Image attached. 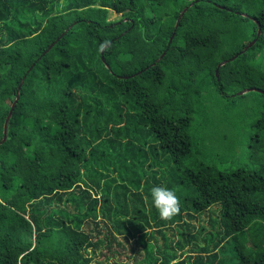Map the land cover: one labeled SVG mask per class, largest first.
<instances>
[{"label":"trees","instance_id":"trees-1","mask_svg":"<svg viewBox=\"0 0 264 264\" xmlns=\"http://www.w3.org/2000/svg\"><path fill=\"white\" fill-rule=\"evenodd\" d=\"M72 261L264 262V0H0V264Z\"/></svg>","mask_w":264,"mask_h":264},{"label":"clouds","instance_id":"clouds-1","mask_svg":"<svg viewBox=\"0 0 264 264\" xmlns=\"http://www.w3.org/2000/svg\"><path fill=\"white\" fill-rule=\"evenodd\" d=\"M153 206L156 208L161 219L170 220L179 214L180 203L174 190L164 186L154 185L150 189Z\"/></svg>","mask_w":264,"mask_h":264},{"label":"rangeland","instance_id":"rangeland-1","mask_svg":"<svg viewBox=\"0 0 264 264\" xmlns=\"http://www.w3.org/2000/svg\"><path fill=\"white\" fill-rule=\"evenodd\" d=\"M245 10L249 11V9H245ZM120 16H121L120 13H117V12L112 11V10L108 14V17L111 20L112 19H117ZM249 133H250L249 131H246V135L247 136L250 135ZM243 142L245 143L246 139H244ZM214 213H215V218H216L218 216V214H219V210H215ZM207 220H208V217H206V220H205L206 223H207ZM232 222H233V227L235 229H241V228H243V227H245L247 225V221L242 216H239V215L235 216V218L233 219ZM231 241H232V239H229L228 241L225 242V247L224 248L222 247V249L218 253L219 254V258L223 257L227 261V260H230L231 258H233L235 256L236 253L234 252V247H233ZM78 261L81 262L79 259H78ZM76 262L77 261H72L69 264H76ZM225 263L226 262L224 261L223 264H225ZM260 263L264 264V262H260Z\"/></svg>","mask_w":264,"mask_h":264},{"label":"water","instance_id":"water-1","mask_svg":"<svg viewBox=\"0 0 264 264\" xmlns=\"http://www.w3.org/2000/svg\"><path fill=\"white\" fill-rule=\"evenodd\" d=\"M186 9H187V8L185 7V8H183V10L180 12L178 18L176 19L175 27L178 26V23H179V21H180L182 15H183V13L186 11ZM243 15H246V14H243ZM255 22H257V24H258V33H257V35H259L260 32H261V30H260V25H259V23H258L257 20H255ZM63 34H64V33H63ZM63 34H62V35H63ZM173 37H174V32L172 33L171 37L169 38V43L171 42V40H172ZM255 41H256V39L254 38L251 42H249V43L244 47V51H245L248 47L252 46V45L255 43ZM52 45H53V43L50 44L49 48H50ZM102 51H103V49L101 50V53H102ZM163 55H164V52L159 56V58H162ZM238 55H239V53L235 54V55L231 58V60L234 59L235 57H237ZM226 62H227V60H223V61H220V62L218 63L217 68L215 69V74H216V76L218 75V68H219L221 65L225 64ZM252 90H256V91L261 92V90L258 89V88L250 87V88H245V89H242V90L238 91L237 94L241 95V94H244V93H246V92H248V91H252ZM18 97H19V90L17 91V94H16V96H15V99H14V101L12 102L11 107H10V110H9V112H8V115H7L6 119H5V122H4V125H3V137H2V140H1V141H4V140L6 139V136H7V125H8V120H9L10 115H11V113H12V110H13V108H14V106H15L17 100H18Z\"/></svg>","mask_w":264,"mask_h":264}]
</instances>
